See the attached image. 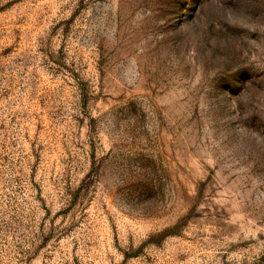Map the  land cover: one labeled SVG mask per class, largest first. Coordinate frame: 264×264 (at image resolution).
I'll return each mask as SVG.
<instances>
[{"label": "rangeland", "instance_id": "374dc122", "mask_svg": "<svg viewBox=\"0 0 264 264\" xmlns=\"http://www.w3.org/2000/svg\"><path fill=\"white\" fill-rule=\"evenodd\" d=\"M0 264H264V0H0Z\"/></svg>", "mask_w": 264, "mask_h": 264}]
</instances>
